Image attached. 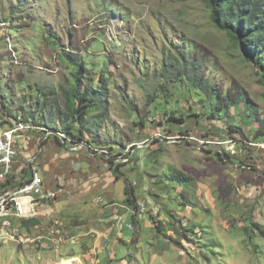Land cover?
I'll list each match as a JSON object with an SVG mask.
<instances>
[{
	"label": "rangeland",
	"instance_id": "obj_1",
	"mask_svg": "<svg viewBox=\"0 0 264 264\" xmlns=\"http://www.w3.org/2000/svg\"><path fill=\"white\" fill-rule=\"evenodd\" d=\"M176 47L246 103L211 115L213 97L167 71ZM258 66L203 0H0V123L73 124L69 146L37 130L20 150L59 195L36 226L0 228V264H264ZM78 75L102 97L84 127L67 110Z\"/></svg>",
	"mask_w": 264,
	"mask_h": 264
},
{
	"label": "trees",
	"instance_id": "obj_2",
	"mask_svg": "<svg viewBox=\"0 0 264 264\" xmlns=\"http://www.w3.org/2000/svg\"><path fill=\"white\" fill-rule=\"evenodd\" d=\"M210 12V18L215 26L225 31L234 45L244 54L259 65L264 71V0H203ZM169 67L167 71L176 77H190L195 86L205 90L208 96L213 97L211 115L221 116L227 113L232 107L239 105L241 102L246 103L245 96L232 90H223L217 83H212L209 79L202 80L200 76L203 71V65L195 58L187 55V50L174 48L170 58H168ZM205 68V67H204ZM192 73L193 76H190ZM200 74V75H199ZM104 74L101 73L100 80H103ZM77 83L71 86L67 93V110L68 117L72 116L81 127H84L86 119V109L100 107L101 96L96 89L90 85L81 86L80 75L76 76ZM81 82V81H80ZM215 101V102H214ZM250 111L252 109L247 106ZM255 113V112H254ZM0 125H2L0 123ZM73 124L67 126L65 131L71 134ZM258 138L264 137V119L259 123ZM83 133V130L80 133ZM81 139V138H80ZM41 147L45 146L41 142ZM127 201L136 207V197L134 188H126ZM135 202V203H134ZM26 226H36L39 220L28 219L25 221ZM156 229L159 228L155 225Z\"/></svg>",
	"mask_w": 264,
	"mask_h": 264
},
{
	"label": "built area",
	"instance_id": "obj_3",
	"mask_svg": "<svg viewBox=\"0 0 264 264\" xmlns=\"http://www.w3.org/2000/svg\"><path fill=\"white\" fill-rule=\"evenodd\" d=\"M0 125V228L10 219L28 220L37 218L44 209L48 210L59 195V189L51 185L41 174L40 168L34 164L32 156L27 163H22L20 150L28 151L32 131H42L39 140H56L66 143L72 142L68 133L61 130H50L29 125L22 118H6ZM67 144V143H66ZM68 145V144H67ZM69 146V145H68ZM78 143L72 147L73 151L83 149ZM29 170H32L31 176ZM143 204L138 215L146 213ZM10 224V223H9Z\"/></svg>",
	"mask_w": 264,
	"mask_h": 264
},
{
	"label": "crops",
	"instance_id": "obj_4",
	"mask_svg": "<svg viewBox=\"0 0 264 264\" xmlns=\"http://www.w3.org/2000/svg\"><path fill=\"white\" fill-rule=\"evenodd\" d=\"M51 142V141H50ZM47 146L45 145V148H46ZM44 177V176H43ZM45 179V178H44ZM47 181V180H46ZM48 183V182H47ZM48 185L50 186V184L48 183ZM44 210H46V209H44ZM42 213H44V212H42ZM37 219V218H36Z\"/></svg>",
	"mask_w": 264,
	"mask_h": 264
},
{
	"label": "water",
	"instance_id": "obj_5",
	"mask_svg": "<svg viewBox=\"0 0 264 264\" xmlns=\"http://www.w3.org/2000/svg\"><path fill=\"white\" fill-rule=\"evenodd\" d=\"M29 172H30V176H31V172H32V170H29Z\"/></svg>",
	"mask_w": 264,
	"mask_h": 264
}]
</instances>
